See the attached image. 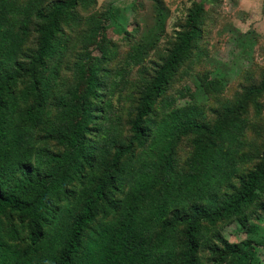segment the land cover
Instances as JSON below:
<instances>
[{"label":"trees","instance_id":"1","mask_svg":"<svg viewBox=\"0 0 264 264\" xmlns=\"http://www.w3.org/2000/svg\"><path fill=\"white\" fill-rule=\"evenodd\" d=\"M81 1L54 0L35 10V46L24 57L16 52L29 33L26 12L12 36L16 41L8 48L5 39L0 43V264H198L202 228L241 220L264 193V145L240 174L219 154L217 141L236 123L237 109L219 113L211 124L189 116L166 123L156 132L154 158L143 160L125 187L129 160L151 137L150 116L201 34L203 7L188 9L184 30L136 100L127 136L103 161L95 142L105 131L99 104L107 71L98 62L106 57L85 54L71 62L73 83L53 100L56 126L49 136L57 149L34 150L26 143L56 73L46 71L66 47L59 39L63 25L75 21ZM262 95L264 80L244 90L247 104ZM191 135L187 169L176 175V148ZM232 175L236 185L229 191ZM256 246L224 242L215 253L231 264H259Z\"/></svg>","mask_w":264,"mask_h":264},{"label":"rangeland","instance_id":"2","mask_svg":"<svg viewBox=\"0 0 264 264\" xmlns=\"http://www.w3.org/2000/svg\"><path fill=\"white\" fill-rule=\"evenodd\" d=\"M52 1L0 0L3 47L16 41L12 36L26 12L29 33L19 39L16 52L24 57L35 46L34 11L46 9ZM198 3L203 7L201 34L150 116L151 137L137 151L136 158L129 160L132 172L125 188L136 178L143 160L154 158L156 132L175 118L188 116L211 124L219 113L237 109L236 123L217 144L222 149L219 154L227 155L233 163L235 174L249 169L264 145V95L248 104L244 100L245 88L264 80V0H82L76 8L75 21L63 25L59 39L66 47L46 71V75L53 70L56 73L47 87L38 126L27 128V145L34 150L57 149L49 136L56 126L53 100L73 83L71 62L85 54L96 59L106 57L108 61L98 62L107 71L103 101L99 104L103 108L100 113L106 115L105 131L102 139L95 142L97 159L104 161L112 146L127 136V122L136 100L184 30L188 9ZM101 30H105V38L99 43ZM193 138L191 135L182 139L176 148V175L187 169ZM227 182L230 191L236 179L232 175ZM199 240L198 264H231L229 258H219L216 248H222L224 242L243 247L248 241L257 245L258 263L264 264V193L244 209L241 220L205 226Z\"/></svg>","mask_w":264,"mask_h":264}]
</instances>
